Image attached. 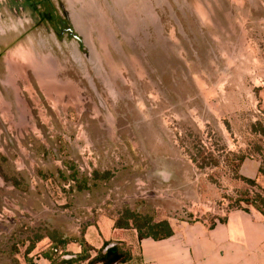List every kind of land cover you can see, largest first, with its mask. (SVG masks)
<instances>
[{"label":"rangeland","instance_id":"obj_1","mask_svg":"<svg viewBox=\"0 0 264 264\" xmlns=\"http://www.w3.org/2000/svg\"><path fill=\"white\" fill-rule=\"evenodd\" d=\"M20 1L0 0V264L131 240L113 232L126 210L212 225L252 208L264 0H48L54 28Z\"/></svg>","mask_w":264,"mask_h":264},{"label":"crops","instance_id":"obj_2","mask_svg":"<svg viewBox=\"0 0 264 264\" xmlns=\"http://www.w3.org/2000/svg\"><path fill=\"white\" fill-rule=\"evenodd\" d=\"M118 1L106 0L113 4ZM259 167L260 160L250 157L241 162L238 172L241 177L256 180L264 189ZM169 224L173 234L161 240L147 237L138 241L135 230L114 227L113 232L129 230L132 239L124 240L119 233L113 238L103 235L100 243L84 239L94 249H99L105 241L128 246L130 260L118 264H264V217L253 207L248 211H230L212 225L204 219ZM74 245L76 253L70 254L81 250L77 243Z\"/></svg>","mask_w":264,"mask_h":264},{"label":"trees","instance_id":"obj_3","mask_svg":"<svg viewBox=\"0 0 264 264\" xmlns=\"http://www.w3.org/2000/svg\"><path fill=\"white\" fill-rule=\"evenodd\" d=\"M107 172L104 173L106 176ZM259 174L264 178V159L260 160ZM106 178V177H104ZM251 187L258 189L252 196L247 194L244 199L245 204L255 208L264 217V189L257 185L256 180L247 179L241 177ZM244 211H248L245 209ZM223 220V219H222ZM113 227L117 229H133L136 232L137 240L140 241L143 238H152L154 240H161L170 237L173 232L169 222L165 219L154 221L150 217L141 216L135 212L126 210L124 216L117 219L113 223ZM77 243L80 246V252L76 254V257L68 260V264H77L78 262H86V264H118L125 263L130 260L131 253L127 246L124 244H112L110 241L103 242L99 249H94L85 242L83 234L79 239L72 238H59L57 243L62 249L52 242V246L49 251H46L42 256L45 260L49 261V264H57L59 262H65L60 257L63 254H70L69 251L65 250L68 243ZM55 246V247H54ZM32 250V247L27 248V253ZM88 250H93L94 255H89ZM27 264H33L30 259H27Z\"/></svg>","mask_w":264,"mask_h":264},{"label":"flooded vegetation","instance_id":"obj_4","mask_svg":"<svg viewBox=\"0 0 264 264\" xmlns=\"http://www.w3.org/2000/svg\"><path fill=\"white\" fill-rule=\"evenodd\" d=\"M20 2H21L20 6H18V8L20 10L26 11L29 15H36L37 22L46 23L52 28H54L55 25H58L59 27L60 26L64 27V26H67L68 24L64 20L60 19L59 16H56L52 13V10L48 4V0H40V1L21 0ZM44 5H48V6H46L45 8ZM40 6L43 7L44 9H40ZM63 30L67 33L69 32L67 28H64ZM75 38L79 40L78 37H75ZM10 44L11 43H8L7 46Z\"/></svg>","mask_w":264,"mask_h":264},{"label":"bare ground","instance_id":"obj_5","mask_svg":"<svg viewBox=\"0 0 264 264\" xmlns=\"http://www.w3.org/2000/svg\"><path fill=\"white\" fill-rule=\"evenodd\" d=\"M1 36V35H0ZM6 36V35H5ZM8 36H10V35H8ZM13 35H11L9 38L6 36V38H1L0 37V45H7L8 43H10L11 42V39L13 38L12 37ZM37 48V47H36ZM7 58H8V60H10L11 61V56L8 54L7 55ZM0 67H2V66H0ZM18 69V68H17ZM0 72L2 73V69H0ZM3 74V73H2Z\"/></svg>","mask_w":264,"mask_h":264},{"label":"water","instance_id":"obj_6","mask_svg":"<svg viewBox=\"0 0 264 264\" xmlns=\"http://www.w3.org/2000/svg\"><path fill=\"white\" fill-rule=\"evenodd\" d=\"M75 257H76V254H64L61 256V259L68 261V260L73 259ZM66 264H68V263H66Z\"/></svg>","mask_w":264,"mask_h":264},{"label":"built area","instance_id":"obj_7","mask_svg":"<svg viewBox=\"0 0 264 264\" xmlns=\"http://www.w3.org/2000/svg\"><path fill=\"white\" fill-rule=\"evenodd\" d=\"M64 255V254H63ZM61 258V257H60ZM65 261V260H64ZM67 263V261H65V262H59V263H57V264H66Z\"/></svg>","mask_w":264,"mask_h":264}]
</instances>
